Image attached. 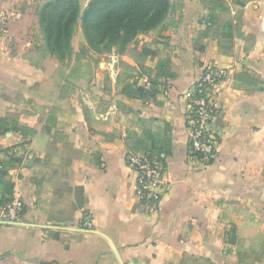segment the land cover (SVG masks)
<instances>
[{
	"label": "crops",
	"instance_id": "0c3cea01",
	"mask_svg": "<svg viewBox=\"0 0 264 264\" xmlns=\"http://www.w3.org/2000/svg\"><path fill=\"white\" fill-rule=\"evenodd\" d=\"M39 1L0 0L9 15L0 36V213L15 200L24 210L19 222L0 218V264H264V90L231 88L243 68L264 83V0L229 3L242 12L243 32L256 39L253 50L234 58L222 55L213 39L197 42L208 11L196 0H183L178 15L170 12L160 27L137 36L138 49L157 53L149 65L167 60L174 75L158 80L152 98L123 95L113 60L109 83H57V60L47 59L41 69L30 65L25 57L39 44ZM208 65L226 76L214 90L216 158L204 165L189 153L186 94ZM145 130L166 152L167 188L151 214L126 165L125 139ZM56 131L67 140L51 149ZM12 149L13 156L24 152V166L7 169ZM54 153L69 180L61 172L35 180L36 167L48 168ZM66 184L63 196L73 208L52 213L55 196L63 194L54 190ZM83 213L91 216L92 230L81 228ZM88 231L109 238L119 258L107 240Z\"/></svg>",
	"mask_w": 264,
	"mask_h": 264
},
{
	"label": "trees",
	"instance_id": "16d2710c",
	"mask_svg": "<svg viewBox=\"0 0 264 264\" xmlns=\"http://www.w3.org/2000/svg\"><path fill=\"white\" fill-rule=\"evenodd\" d=\"M85 1L46 0L40 4L35 10V16L42 35L41 43L25 59L37 69H41L47 59H55L59 63L67 61L73 55L72 39L77 29H80L88 50L96 54L103 51L116 52L127 56L134 63L118 62L119 74L116 80L117 83H123V95L128 98H152L158 80L171 79L174 75L167 60H161L155 67H151L149 62L157 56L156 51L146 47L138 49L136 38L163 24L170 13V0H88L83 5ZM196 1L201 2L208 11L197 42L213 39L222 55L233 58L241 51L248 53L253 50L256 39L243 32L240 10H231L227 0ZM238 4L239 7L244 6L243 2ZM197 49L203 51L201 46ZM140 80H145V83L140 85ZM197 85L194 84V87L197 88ZM231 88L251 93L264 90V83L254 71L243 68L233 75ZM66 89L65 85L63 95ZM194 96L198 98L202 95L195 89ZM189 118H196L195 107L187 116V127ZM3 128V120H0V133L5 130ZM66 140L63 133L56 131L50 148L54 149V146ZM125 145L129 153L143 152L165 166L163 154L166 155V152L159 148L150 130H145L140 136L126 138ZM12 157L9 155V158ZM11 189L12 184H9L8 191L11 192ZM78 190L82 201V189ZM2 204H5L4 200ZM80 226L84 228L82 220Z\"/></svg>",
	"mask_w": 264,
	"mask_h": 264
},
{
	"label": "built area",
	"instance_id": "2783aa9c",
	"mask_svg": "<svg viewBox=\"0 0 264 264\" xmlns=\"http://www.w3.org/2000/svg\"><path fill=\"white\" fill-rule=\"evenodd\" d=\"M9 23V15L6 11L0 10V36L6 34ZM260 26L264 31V12L260 18ZM225 72L208 65L202 76L186 94L190 108L195 107L196 118L188 120V149L191 156L204 165H209L216 158L219 145V137L214 126V121L219 115L214 105V90L218 83L225 77ZM204 84V85H202ZM201 94L195 97L194 91ZM190 109V111H191ZM15 154V150L10 155ZM126 165L136 173L137 188L136 194L139 202L145 207L148 213H155L158 209L160 199L166 190L163 182L165 166L150 159L145 153H127ZM23 215V206L20 201L15 200L5 207L0 218L9 222H19ZM84 229L92 230V219L88 213L82 216Z\"/></svg>",
	"mask_w": 264,
	"mask_h": 264
},
{
	"label": "rangeland",
	"instance_id": "374dc122",
	"mask_svg": "<svg viewBox=\"0 0 264 264\" xmlns=\"http://www.w3.org/2000/svg\"><path fill=\"white\" fill-rule=\"evenodd\" d=\"M46 0L39 1L44 2ZM183 0H170V12L171 15H178L177 11L180 8V3ZM240 1L248 2L249 0H227L228 3H231L232 5H235V3H240ZM83 5L86 4L85 2H82ZM237 6V5H235ZM238 7V6H237ZM34 11L37 9L36 5L34 6ZM37 41L41 43V32L38 29L37 31ZM154 40V38H153ZM152 40V41H153ZM140 41V40H139ZM142 42V40H141ZM72 48H73V55L70 59H68L65 62L60 63L59 67L56 70V82L58 83H74L73 81H76L77 83H109L108 74L109 69L107 70L108 64L112 63V60L115 61V63L120 61V58L117 57L116 52H110L107 53L105 51L101 52L100 54H96L92 50H88V47L86 46L85 39L83 37V34L80 29H77L73 39H72ZM109 68V67H108ZM66 104V103H65ZM64 104V105H65ZM27 105H30V103H27ZM11 151H14L12 149ZM19 153V152H18ZM24 153V152H22ZM22 153L17 154V156H13L10 158L9 162H11L7 169L9 168H16L19 166H24L26 164V161L28 159H21V157H24V154ZM14 155V153H13ZM22 155V156H21ZM53 155V153H52ZM56 154L54 153V157L51 160V163L48 168H43L40 166L36 167L37 171V178L35 180H45V179H52L53 173H60L64 175L66 181L69 180V170L63 166V164H59L56 161ZM67 154L62 153V156L65 157ZM66 158V157H65ZM63 158V159H65ZM16 159H20V162H17ZM0 165H4L2 161L0 162ZM6 167L3 166L2 169H5ZM67 183V182H65ZM66 187V188H65ZM65 190H67V184L65 186H59L57 190L60 193L63 192L62 196L65 193ZM48 192L44 188L39 189V193L44 194ZM76 196L79 195L78 192H75ZM56 197L55 200L50 205V211H56V209L65 206L67 208V211L72 210V206L69 205L67 201V197L65 196ZM20 201V200H18ZM21 203V202H20ZM9 203L8 205H10ZM7 205V206H8ZM23 206V204L21 203ZM3 210V209H2Z\"/></svg>",
	"mask_w": 264,
	"mask_h": 264
},
{
	"label": "water",
	"instance_id": "95a60500",
	"mask_svg": "<svg viewBox=\"0 0 264 264\" xmlns=\"http://www.w3.org/2000/svg\"><path fill=\"white\" fill-rule=\"evenodd\" d=\"M46 228H60V227H46ZM67 229V228H66ZM68 230H77V229H69ZM88 232H91V233H94V234H97V235H100L101 237H103L105 240H107V242L113 247V244L111 242V240L109 238H107L104 234H102L101 232H97V231H88ZM113 250L116 254V256L119 258V255L117 253V251H115V248L113 247Z\"/></svg>",
	"mask_w": 264,
	"mask_h": 264
}]
</instances>
